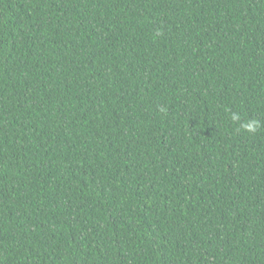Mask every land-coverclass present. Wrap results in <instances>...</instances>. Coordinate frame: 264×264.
<instances>
[{
	"label": "trees",
	"instance_id": "obj_1",
	"mask_svg": "<svg viewBox=\"0 0 264 264\" xmlns=\"http://www.w3.org/2000/svg\"><path fill=\"white\" fill-rule=\"evenodd\" d=\"M0 264H264V0H0Z\"/></svg>",
	"mask_w": 264,
	"mask_h": 264
}]
</instances>
